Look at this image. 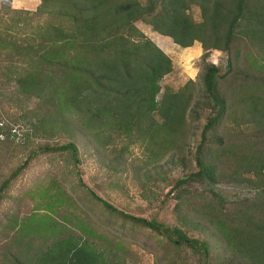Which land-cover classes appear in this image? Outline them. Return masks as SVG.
Here are the masks:
<instances>
[{"label":"rangeland","instance_id":"obj_1","mask_svg":"<svg viewBox=\"0 0 264 264\" xmlns=\"http://www.w3.org/2000/svg\"><path fill=\"white\" fill-rule=\"evenodd\" d=\"M223 2L227 24L235 0ZM246 2L252 13L264 12V0ZM186 14L194 22L204 19L195 2ZM247 21L241 20L228 51L210 48L206 56L201 42L185 48L136 21L171 58L172 70L159 81L156 99L167 92L173 95L169 101L184 106L174 134L158 110L132 124L97 121L92 131L85 129L83 114L74 130L47 101L17 93L12 83L1 90L0 187L9 181L0 191V264H51L44 258L48 248L65 237L89 244L98 264H249L255 241H264V68H258L264 65V36L256 33L250 41ZM211 65L218 69L215 80L227 109L203 137L215 114L203 85ZM68 142L78 147V163L69 151L41 150ZM198 153L215 167L213 182L198 172ZM89 190L161 231L105 209ZM176 231L205 241L208 256L177 243ZM258 259L264 261L262 253Z\"/></svg>","mask_w":264,"mask_h":264},{"label":"trees","instance_id":"obj_2","mask_svg":"<svg viewBox=\"0 0 264 264\" xmlns=\"http://www.w3.org/2000/svg\"><path fill=\"white\" fill-rule=\"evenodd\" d=\"M189 2L200 5L204 15L201 22H194L186 14ZM223 5V0H40L37 8L31 11L14 9L10 0H1L0 62L7 60V63L5 69H0V94L12 83L17 93L47 101L74 130H79L83 114L85 129L92 131L97 128V121L103 126L111 120L132 124L137 123L139 117L151 116L158 110L163 126L174 134L176 119L184 106L178 107L176 102L169 101L173 95L167 92L160 102L156 99L161 89L159 81L172 70L171 58L135 23L142 20L182 47L199 41L205 51L203 56L210 48L228 51L242 19L249 20L243 26L250 41H254L256 33L264 36V12L252 13L246 0H235L234 10L229 11L231 17L223 24ZM225 25L222 34L220 30ZM208 39H213L211 46L206 44ZM221 39L222 48L219 46ZM260 45L264 50L262 40ZM215 77H220L218 69L211 65L203 75V85L215 114L204 126L203 137L227 109ZM260 98L264 101V95ZM251 100L257 97L253 95ZM260 110L264 124V108ZM130 132V128L125 129L127 137ZM41 150L69 151L78 163V147L74 142L45 146ZM263 162L264 154L261 170ZM196 163L200 175L213 182L215 167L205 162L199 153ZM23 168L24 164L18 166L11 176ZM8 181H4L0 191ZM180 183L183 180H179ZM89 191L105 209L161 231L146 218L124 212ZM260 206H264V202ZM176 233L177 243L195 248L205 258L208 256L205 241L188 238L179 231ZM255 242L257 247L251 249L249 264H264L258 259L260 253L264 256V241ZM98 257L86 242L76 243L71 237H65L54 242L44 258L51 264H98ZM203 264H207L206 260Z\"/></svg>","mask_w":264,"mask_h":264},{"label":"crops","instance_id":"obj_3","mask_svg":"<svg viewBox=\"0 0 264 264\" xmlns=\"http://www.w3.org/2000/svg\"><path fill=\"white\" fill-rule=\"evenodd\" d=\"M1 1V0H0ZM40 0H10V6L14 9H22V10H35L37 8V6L39 5ZM165 36V35H164ZM166 37V36H165ZM168 38V37H167ZM168 48L171 47L167 41L165 40L164 43ZM192 46V45H191ZM190 47V46H189ZM189 47H185V48H189ZM195 50L196 51H201L202 52V48L201 46H198L197 44H195ZM200 52V53H201Z\"/></svg>","mask_w":264,"mask_h":264},{"label":"built area","instance_id":"obj_4","mask_svg":"<svg viewBox=\"0 0 264 264\" xmlns=\"http://www.w3.org/2000/svg\"><path fill=\"white\" fill-rule=\"evenodd\" d=\"M1 135V134H0Z\"/></svg>","mask_w":264,"mask_h":264}]
</instances>
